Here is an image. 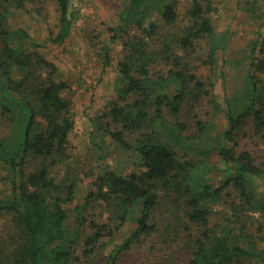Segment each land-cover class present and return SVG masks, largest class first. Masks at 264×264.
Listing matches in <instances>:
<instances>
[{
  "label": "trees",
  "instance_id": "1",
  "mask_svg": "<svg viewBox=\"0 0 264 264\" xmlns=\"http://www.w3.org/2000/svg\"><path fill=\"white\" fill-rule=\"evenodd\" d=\"M26 1L8 0L17 8ZM179 1L128 0L118 14L110 32L122 47L119 82L113 101L93 119V138L132 151L137 171L124 174L105 166L91 172L88 189L80 173L69 171L64 182L51 175L72 158L76 124L73 103L64 96L70 86L60 79L56 63L35 50L47 47L22 30L12 35L7 13L0 10V220L7 224L1 236L8 241L4 245L0 238V264L263 260L247 213L264 215V192L254 188L255 181L264 183V164L239 149L237 136L250 123L264 133V42L251 49L243 86L226 101L219 130L220 121L201 119L198 111L206 103L221 108L213 92L218 79L228 77L221 69L227 63L221 52L228 46L225 40L210 45L203 61L212 66L203 65L207 73L193 62L196 49L216 34L206 11L212 2L186 0L181 12ZM56 2L60 31L52 41L61 45L73 33L76 13L74 0ZM16 38L31 41L33 48ZM106 54L111 65V50ZM190 121L195 130L185 137ZM112 125H119L116 131ZM208 136L215 146H193ZM177 146L204 160L189 159L188 153L181 158ZM206 160L224 172L220 182L200 174ZM230 187L239 192L244 211L222 206ZM128 224L134 227L121 241Z\"/></svg>",
  "mask_w": 264,
  "mask_h": 264
},
{
  "label": "rangeland",
  "instance_id": "2",
  "mask_svg": "<svg viewBox=\"0 0 264 264\" xmlns=\"http://www.w3.org/2000/svg\"><path fill=\"white\" fill-rule=\"evenodd\" d=\"M126 2L128 0H74L76 18L73 24V33L65 43L59 45L52 41L60 31L56 0H27L21 8L11 5L8 0H0V10L7 13L12 35H15V31L22 30L29 34L36 43L44 44L47 48H35L36 52L38 51L55 62L59 68L60 79L70 86L64 96L73 103L76 124L71 136L72 158L70 165L62 164L51 169V175L57 181H66L69 171L80 173L78 178L83 187L88 189L93 181L91 172L97 174L105 166L118 169L124 174L137 171L136 156L132 151L123 150L110 139H107V147H105L101 142L99 143V140L93 138L95 131L93 119L116 96V86L119 82L116 65L121 56L122 47L121 42L111 41L110 31L116 28L118 14ZM179 2L180 10L184 12L186 0ZM210 2L212 3H210V7H206V11L214 25L216 34L196 49L192 61L202 66L203 70V65L212 68L210 63L203 62L209 57L210 45H217L220 40H225L228 50L226 53L223 51L221 53L224 54L223 62L225 60L227 63H221V69L228 77L226 79L221 76L213 92L221 106L217 111L222 112L217 113L213 105L208 103L201 112L198 111L201 119H210L216 124L220 121L218 125L221 130L224 125L222 119L225 103L227 100L233 101V96L243 86L242 82L246 74L251 49L256 42H264V0H210ZM180 23L182 25L183 22ZM19 42L16 38V43ZM20 44L32 47L29 40L21 41ZM109 50H111L113 59L111 65L106 63V52ZM220 60L222 61V57ZM214 70L220 72V70H216V66ZM204 72L206 71L204 70ZM215 72L213 73L215 74ZM207 112L209 113L207 114ZM190 124L192 127L185 133V137L191 135L195 130L193 121H190ZM115 126L119 125H112L111 129L114 131H116ZM129 140L132 142L130 138ZM237 142L241 151L250 152L257 159L258 164H264V133H256V129L250 123L240 131ZM193 146L205 150L215 146V143L213 137L208 136ZM175 149L183 159H186L185 153H188L186 156L190 155L189 159L197 162L204 160L203 155L189 153L180 146ZM205 165L208 167L205 168ZM201 167L200 174H207L209 179L213 177L219 182L223 179L224 172L221 171V168L216 169L212 160L210 162L206 160ZM210 167H212L211 171L208 172L207 169ZM254 188L259 195H262L264 183L257 180L254 183ZM2 192L3 189H0V198ZM222 202V206L229 204L234 209L244 211V208L241 207L240 194L233 187L223 192ZM232 207L228 206L227 210L231 211ZM247 215L250 216L249 232L256 238H260L255 240L263 255L262 261L254 260V262L255 264H264V215L252 212H248ZM221 217L222 213L219 212L216 215V220L218 221ZM6 225L4 220H0V238L3 237L1 235L4 234L3 229ZM133 227L128 224L122 229L121 241L128 236ZM3 238L1 243L4 241L3 244L8 245L7 236L4 235Z\"/></svg>",
  "mask_w": 264,
  "mask_h": 264
}]
</instances>
